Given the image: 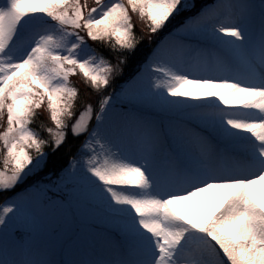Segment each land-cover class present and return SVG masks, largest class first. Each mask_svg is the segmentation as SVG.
<instances>
[{
	"label": "snow or ice",
	"instance_id": "6c2138e0",
	"mask_svg": "<svg viewBox=\"0 0 264 264\" xmlns=\"http://www.w3.org/2000/svg\"><path fill=\"white\" fill-rule=\"evenodd\" d=\"M0 197V264H264V0H0Z\"/></svg>",
	"mask_w": 264,
	"mask_h": 264
},
{
	"label": "trees",
	"instance_id": "16d2710c",
	"mask_svg": "<svg viewBox=\"0 0 264 264\" xmlns=\"http://www.w3.org/2000/svg\"><path fill=\"white\" fill-rule=\"evenodd\" d=\"M70 79L72 80V82H73V84H74L75 86H77L81 91H83L84 85H83V83H82V78H81V77H78V76H72V77H70ZM40 119L43 120V121H45L46 123H50V121H49L48 118H47V113L41 112ZM37 123H39V121H38ZM31 127H34V128H35V127H37V125H36V124H33V125H31ZM4 200H5L4 197H1V198H0V204H1Z\"/></svg>",
	"mask_w": 264,
	"mask_h": 264
},
{
	"label": "rangeland",
	"instance_id": "374dc122",
	"mask_svg": "<svg viewBox=\"0 0 264 264\" xmlns=\"http://www.w3.org/2000/svg\"><path fill=\"white\" fill-rule=\"evenodd\" d=\"M89 43L91 44L92 42L91 41H89ZM106 55H107V53H105ZM80 77V76H79ZM81 92H83V91H81ZM6 118V117H5ZM1 198V197H0Z\"/></svg>",
	"mask_w": 264,
	"mask_h": 264
}]
</instances>
